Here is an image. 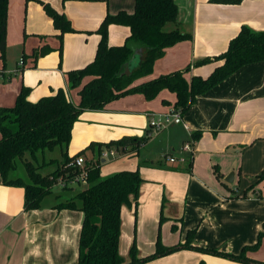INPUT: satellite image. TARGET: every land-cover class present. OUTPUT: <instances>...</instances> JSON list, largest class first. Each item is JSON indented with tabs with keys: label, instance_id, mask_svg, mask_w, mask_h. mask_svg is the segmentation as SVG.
Segmentation results:
<instances>
[{
	"label": "crops",
	"instance_id": "0c3cea01",
	"mask_svg": "<svg viewBox=\"0 0 264 264\" xmlns=\"http://www.w3.org/2000/svg\"><path fill=\"white\" fill-rule=\"evenodd\" d=\"M37 1H8L7 35L12 15L20 26L23 13L26 34L58 35L59 31ZM41 1L64 13L75 31L63 34L60 62L56 46L49 47L45 54L23 59L20 68L33 74V79L24 80L22 85L30 87L31 101L63 88L77 104V89L68 88L65 72L81 68L93 59L99 40L96 29L103 17L119 10L132 13L135 0ZM175 2L177 21L165 29L178 28L191 38L167 48L153 64L152 72L137 79L135 84L187 67H190L185 73L187 80L194 75L205 78L222 60L195 66L196 61L224 52L242 25L264 30V0H243L237 4L211 0ZM128 34L127 27L111 25L108 42L120 45ZM21 36L17 31L16 39ZM2 75L0 72V79L5 78ZM175 100V93L163 89L151 100L134 93L110 101L101 110H84L73 125L71 139L75 126L83 122L86 124L82 126L97 129V133L95 137H81L77 149L92 141L104 143L124 135L151 138L148 115L166 112ZM182 119L187 127L170 124L159 131L164 139L155 161L148 153V158L139 159V148L147 142L137 150L114 157L137 156L136 168L132 163L125 168L138 169L143 178L137 203L131 201L121 208L120 255L127 253L132 241L138 255L145 256L154 252L158 234L163 245L172 246L183 243L188 232L193 231V244L235 255L254 245L260 235L258 247L247 249L245 255L264 262V186L257 181L264 170V61L240 67L197 95L182 113ZM194 132L200 133L197 140L191 138ZM187 142L191 145V159L169 162L168 154L174 157L188 154L182 152ZM70 143L71 140L67 154L72 156L75 153L72 146L68 150ZM83 157L89 160L91 151L86 150ZM106 161L101 159V163ZM215 167L221 178L216 176ZM232 172L233 182H226L225 177ZM59 188L45 196L39 208L26 210L24 189L4 185L0 179V264L77 263L83 213L77 209L56 208L59 201L77 192ZM133 211L137 214L136 227L129 236L128 226L123 231V218L131 221ZM127 257L128 254L124 258ZM201 260L205 264H249L187 249L174 251L149 264H197Z\"/></svg>",
	"mask_w": 264,
	"mask_h": 264
},
{
	"label": "trees",
	"instance_id": "16d2710c",
	"mask_svg": "<svg viewBox=\"0 0 264 264\" xmlns=\"http://www.w3.org/2000/svg\"><path fill=\"white\" fill-rule=\"evenodd\" d=\"M8 1L0 0L2 57L6 49ZM211 1L237 4L243 0ZM39 3L51 19L53 27L59 31L60 39L64 33L75 31L64 13L57 11L48 2L39 0ZM177 14L178 6L175 0H135L132 13L125 10H119L115 14L107 13L96 29L99 40L93 59L81 68L65 72L68 88L77 89V104L73 103L63 88H58L52 95L41 96L36 101H31L28 98L30 88L22 86L13 106L0 107V179L4 185L24 189L26 210L40 207L42 199L52 192L58 176L77 171L73 163L75 157L86 150L93 153L92 157L86 160L88 186L56 204L57 209H77L83 213L76 264H149L180 249L243 263L264 264L245 255L247 249L258 247L260 235L254 245L245 247L240 254L235 255L193 244V231L188 232L183 243L172 246L163 245L158 234L154 252L145 256L138 255L133 241L128 257L124 258L118 250L121 208L131 201L137 203L143 178L138 169L121 170L109 176H101V154L111 147L117 150L123 147L128 148L129 151L137 150L150 137L124 135L104 143L92 141L72 156L67 154L73 125L84 110H101L110 101L134 93L151 100L161 90L167 89L175 93L176 100L173 107L183 113L197 95L223 81L240 67L264 61V30L256 31L242 25L238 33L230 39L224 52L194 63L196 66L212 60H222V63L215 66L205 78L194 75L187 80L185 73L190 68L187 67L135 84L137 79L152 72L153 64L167 48L191 38L189 33L182 32L178 28L165 29L167 23H176ZM111 25L125 26L129 29V34L122 44H109L108 28ZM137 48H142L140 58L130 68L129 74H126V66ZM49 50L50 48L45 46L35 56L45 54ZM61 50L60 46V53ZM199 136V132L191 134L193 140H197ZM57 146L63 153L62 161L52 160L53 163H58L56 168L42 174L40 169L43 164H38V161V165L35 164L36 155L39 152L53 150ZM190 157V153L186 154V160H190ZM21 162L26 176L18 171ZM214 172L218 178H221L217 167L214 168ZM259 177L261 175H258ZM197 264L205 263L201 260Z\"/></svg>",
	"mask_w": 264,
	"mask_h": 264
},
{
	"label": "rangeland",
	"instance_id": "374dc122",
	"mask_svg": "<svg viewBox=\"0 0 264 264\" xmlns=\"http://www.w3.org/2000/svg\"><path fill=\"white\" fill-rule=\"evenodd\" d=\"M37 3H39V2L37 1ZM24 16L25 15L23 13L20 26L18 25L17 22L14 21L13 15L11 17V20L8 23L9 35H7V33H6V49H5L3 57L0 54V72H2V74L5 77L4 78L2 75L1 78H4V79H0V102H3L0 104V107H11V106H13L15 103V100H16V96L18 95L20 89L22 88V86H25V85H22V84H25L24 80L30 81L33 79V74H31L30 72H28L26 70L22 71V69L20 68V60H23L24 58L29 60L31 57L34 56V54H36L41 48H43L45 46H48L51 48H53V46H56L55 48L58 51L60 50V46L63 49V36H62V39H60L59 37H57L58 35L51 37L49 35H46L45 33L42 34L39 32L37 33V35L31 34V33L26 34L24 31V28H25L24 22H23ZM170 24L171 23H167L165 25V28H167ZM17 31L22 35L18 39H16ZM55 39L56 40L58 39L57 42ZM55 43H56V45H55ZM137 50H138V51H136L137 55H134L135 60L133 59L135 62H138L140 55H141L142 48H139V49L137 48ZM61 57H62V50H61V53L59 51V60H58L59 62L61 61ZM136 59H137V61H136ZM6 75H8V76H6ZM26 87H28V86H26ZM30 92H31V89H30ZM83 123L86 124V122H83ZM83 123H78L75 126V132L73 134V138L70 139L71 143H70L68 150H70L71 146H72L74 153H76L82 149V148L77 149L78 148L77 146L80 144V138L81 137L82 138L95 137L96 133H97V129L91 130V129H89L88 126L87 127L82 126ZM159 133H161V132L152 131L151 138L147 141V143L144 146H141L139 148L140 149V153H139V159L140 160H142L144 158H148L147 153L151 154L152 158H155V159H153L154 161L158 158V154H159L158 149L160 148L162 141L164 139L163 138L164 134H159ZM176 151H178V149H176ZM168 152L172 153L174 151L170 150ZM91 154L93 155L92 152H91ZM82 155L84 156V153L81 154V156ZM162 157H164V156L162 155ZM137 158H138L137 156H132L130 158L129 157H121L118 159L117 158L115 159L112 157L109 160H107L106 162L100 163V174H101V176L104 177V176H109L111 174L119 172L121 170H128L129 168H125V167L131 163L135 164L134 168H136L137 163H138V161H136ZM62 159H63V153H62L60 147L57 146L53 150H46L44 152H39L36 155L35 164H37V161H38V164L42 163L43 166L40 169V172L42 174H45V173L50 172L56 168L58 163H53L52 160H56L58 162H61ZM18 171L20 172V174H23L24 176H26V172L24 170L22 162L19 163ZM260 175H261V177H259L257 179L259 182H262L263 186H264V170L261 171ZM87 186H88V182L83 181L80 184H75L74 186H72V189H67L65 191L76 192V191H80V190L86 188ZM59 189L60 188L57 184H54L52 187L53 192H55ZM74 195H72V196H74ZM72 196H70V197H72ZM133 215L134 216L132 217L131 221L127 217L126 218L128 219V221L125 219V217L123 218L125 220L123 231L128 226V228L130 230V233L128 234L129 236H131V234L135 232L134 228L136 227L135 221H136L137 214H134V211H133ZM131 245H132V243H131ZM128 249H127V253H125L123 255V257L127 256L128 251H129Z\"/></svg>",
	"mask_w": 264,
	"mask_h": 264
},
{
	"label": "built area",
	"instance_id": "2783aa9c",
	"mask_svg": "<svg viewBox=\"0 0 264 264\" xmlns=\"http://www.w3.org/2000/svg\"><path fill=\"white\" fill-rule=\"evenodd\" d=\"M23 64V60H20V65ZM149 120H148V127L152 131L159 132L163 129H165L170 124H182L184 127H187L182 119V112L174 108L173 106L170 107L166 112L164 113H152L149 114ZM128 148L123 147L120 150H117L114 147H111L110 149H105L101 154L102 160H108L110 158L117 157L119 155H124L128 152ZM191 145L190 142L184 143L182 146V152H187L191 154ZM166 158L169 162H175V161H184L186 160V156H180V157H174L172 154L166 155ZM73 163L75 167L77 168V171L73 174H63L56 178L55 184H57L61 188H72L75 184H80L83 181H87V166H86V160L83 156L79 155L75 157L73 160Z\"/></svg>",
	"mask_w": 264,
	"mask_h": 264
},
{
	"label": "water",
	"instance_id": "95a60500",
	"mask_svg": "<svg viewBox=\"0 0 264 264\" xmlns=\"http://www.w3.org/2000/svg\"><path fill=\"white\" fill-rule=\"evenodd\" d=\"M134 55H135V52L133 54V57L131 58V60L129 61V63L127 64L126 66V69H125V73L126 74H129V71H130V68L133 67L137 62H134L133 59H134ZM233 177H234V174L233 172L230 173L227 177H225V181L226 182H229V183H232L233 182Z\"/></svg>",
	"mask_w": 264,
	"mask_h": 264
}]
</instances>
